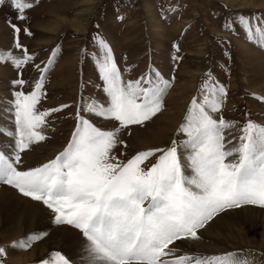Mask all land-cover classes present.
Returning <instances> with one entry per match:
<instances>
[{"label":"snow or ice","instance_id":"6c2138e0","mask_svg":"<svg viewBox=\"0 0 264 264\" xmlns=\"http://www.w3.org/2000/svg\"><path fill=\"white\" fill-rule=\"evenodd\" d=\"M4 2L0 0V4ZM10 4L19 20L27 19L25 10L34 6L27 0H10ZM238 19L248 40L264 47V17L238 14ZM256 19L260 25H251L250 20ZM9 23L14 33L22 31ZM23 31L32 34L27 27ZM93 39L99 47L96 66L107 102H86L83 108L78 105L76 127L67 146L55 158L20 170L16 166L21 163L20 153L46 138L45 118L68 107L37 109L44 73L53 62L49 57L32 90L13 93L15 132L8 135L15 136L14 154L0 151V183L42 201L55 213L57 225L80 230L88 241L90 264H249L236 252L173 256L175 249L170 245L200 239L198 230L224 211L243 205L264 207V125L249 118L238 136L227 139L228 130L236 123L213 115L222 108L226 88L210 85L208 73L201 86L203 99L192 98L176 130L186 139H173L169 146L119 160L112 155L117 144L124 143L117 134L121 128L143 125L161 112L171 82L155 70L154 75L125 82L112 47L100 36ZM15 46L22 47L18 39ZM4 59L20 67L31 56L27 50L23 59L0 53V60ZM12 83L23 85L25 81ZM83 111L117 121L119 127L103 130L81 115ZM153 156L155 162L146 166ZM40 238L41 234L34 233L14 241L12 247L27 248ZM5 254L6 249L0 246V256ZM51 255L54 259L39 264H70L60 252Z\"/></svg>","mask_w":264,"mask_h":264},{"label":"rangeland","instance_id":"374dc122","mask_svg":"<svg viewBox=\"0 0 264 264\" xmlns=\"http://www.w3.org/2000/svg\"><path fill=\"white\" fill-rule=\"evenodd\" d=\"M257 1L27 0L34 6L25 10L27 19L19 20L16 19L18 12L11 6L10 0H5L0 4V26L5 28H0V53H11L23 59L27 50L31 59L20 67L14 66L10 60H0V100L8 104L6 108L11 109L12 113L6 121H0L1 132H7V135L15 132L13 93L31 91L35 81L40 79V69L48 64L49 57H52L53 62L44 73L43 94L37 109L44 111L68 105L60 111L50 112L45 118L47 125L53 128L51 136L46 138L47 146L43 147L46 151L27 165L23 163L27 159L22 158L20 153L18 168L27 170L37 167L55 158L67 146L68 142H64L71 139L76 127L78 105L83 108L89 99L90 102H107L103 83L100 96L95 88L96 81L102 82L97 66L96 70L93 69L99 54L98 44L93 39L95 36L104 38L112 47L125 82L154 75L153 70L171 82L164 94L161 112L143 125L129 126L126 132L125 128H121L118 138L122 137L119 139L124 143L117 144L112 152L119 160L126 161L139 151L169 146L173 139H186L184 134L176 130L183 122L192 98L203 99L201 86L208 79V73L212 77L210 85L216 83L226 88L222 108L213 115L216 119L223 117L236 123L235 128L228 130L227 139L238 136L249 118L264 125V100L257 98L264 97V47L248 40V34L238 19V14L264 17V6L258 5ZM79 18L83 22L82 28L75 24ZM60 19L64 21L58 22ZM9 22L15 23L22 31L14 33ZM250 24L259 26L260 20H250ZM26 27L31 35L23 31ZM17 39L21 48L15 46ZM54 49H57L55 56ZM17 79H23L25 83L13 84ZM90 79L95 81L87 87ZM81 113L86 119L92 118L99 127L108 130L118 127L117 121L95 114L90 116L86 111ZM135 131H139L140 140L134 139ZM148 135L147 139L144 138ZM148 141H152L148 143L149 146L145 143ZM2 151L7 154V150ZM154 162L155 156L150 157L145 164L150 167ZM187 174L191 175V172ZM0 186L7 184L0 183ZM8 187L19 196L31 199L12 186ZM221 214L230 218L228 225L221 224L223 235L217 244L220 253L216 254L236 252L246 257L249 264H264V207L243 205ZM10 226L0 225V246L6 249V254L0 256V264H39L42 260H51L53 252H60L70 264H77L78 261L74 262L67 250L55 247L22 258L26 251L40 244L48 233L37 220L30 228L24 225L17 229ZM71 228L80 232L73 226ZM34 233L41 234V238L32 241L30 247H12L17 239ZM189 254L210 257L195 251ZM18 256H22V259Z\"/></svg>","mask_w":264,"mask_h":264},{"label":"bare ground","instance_id":"6f19581e","mask_svg":"<svg viewBox=\"0 0 264 264\" xmlns=\"http://www.w3.org/2000/svg\"><path fill=\"white\" fill-rule=\"evenodd\" d=\"M256 3L258 5H261V7L262 5L264 6V0H258ZM62 20L64 21V19ZM62 20L60 19L58 22H63ZM77 20H76L77 22L75 23L76 26L79 28H82L83 27L82 19L79 18ZM0 28L5 29L3 25L0 26ZM7 105L8 104H6V102L0 100V121H6L7 117L12 116V113L10 112L11 109L6 108ZM2 114H3V117H2ZM116 125L119 127L118 122H116ZM0 128H1V125H0ZM43 130H45V128H43ZM51 130H53V128H51V126H47V129L44 132H47V134H50ZM138 132L135 131L134 133L135 140H138L139 138ZM155 136L156 135H154V137ZM13 137L10 135H7V132H1V129H0V148L5 151L7 150L6 152H7V155L9 156H13L14 154L15 142H14ZM148 137L149 135L144 138L147 139ZM154 137H153V140H154ZM140 139L141 138H139V140ZM153 142H156V141H153ZM145 143H147V145L149 146L148 143H152V141H148ZM45 146H47V144L45 143L44 140L41 143L32 144L30 149L22 152V158L27 159V161L23 163L25 165L31 164V162L36 160V158L41 157V155L46 151V149L43 148ZM189 172L190 171H187V173ZM254 209L252 208V210ZM229 218L227 217V215L219 214L218 216L215 217V219L210 221L205 226V228L198 230L200 241L187 239V240L176 241L173 245H170V247L175 249L173 256L183 255V253H186L185 255L192 256L191 254H189L192 251L199 252V254L203 253L202 256H212L216 253H220L219 252L220 250L217 244H219V242L221 241L220 240L221 238L219 237L223 235L221 224L225 223L228 225ZM36 220L40 224H42L43 227L45 226L43 230L48 234L41 240L40 244H37L35 247L32 248V250L26 251L25 254L22 255L24 257L18 256L20 259L25 258V257H31L50 247H55V249L67 250L70 254L69 257L72 258L74 262L78 261L81 264H85V262L90 263V257L88 254V241L79 231L69 226L63 225V224L57 225L54 222L55 213L53 212L52 209H49L42 202L33 201L28 198H23L22 196H19L18 193L12 188L8 186H0V225H7V226L11 225L10 227H15L16 229L17 227L19 228L20 226H23V225H24L23 227L30 228L33 225V223H35ZM227 242L229 241L227 240ZM182 250L183 252L180 253L179 251H182ZM8 251L12 252V250H8ZM193 254L196 255V253H193ZM78 257L80 258L78 259ZM78 262L77 264H79Z\"/></svg>","mask_w":264,"mask_h":264}]
</instances>
